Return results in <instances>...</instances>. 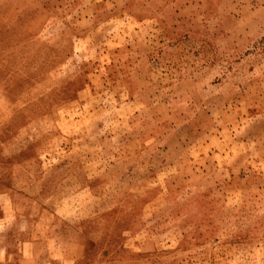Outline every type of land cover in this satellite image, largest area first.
Wrapping results in <instances>:
<instances>
[{
	"label": "rangeland",
	"instance_id": "rangeland-1",
	"mask_svg": "<svg viewBox=\"0 0 264 264\" xmlns=\"http://www.w3.org/2000/svg\"><path fill=\"white\" fill-rule=\"evenodd\" d=\"M6 187L43 263L261 264L264 0H0Z\"/></svg>",
	"mask_w": 264,
	"mask_h": 264
},
{
	"label": "crops",
	"instance_id": "crops-1",
	"mask_svg": "<svg viewBox=\"0 0 264 264\" xmlns=\"http://www.w3.org/2000/svg\"><path fill=\"white\" fill-rule=\"evenodd\" d=\"M16 194H18L17 191L9 187L0 192V264H55L56 262L49 260L43 263L41 237L39 232L37 231V234L35 231V220L27 217L26 224H23L24 216H20L15 210L17 202L14 195ZM48 245L46 243V246ZM210 252L214 254L211 249ZM252 252L257 254V258L261 257L264 260L263 247L256 246ZM187 253L190 254L187 256L189 259L180 264L217 263L205 247L194 245V248L188 249ZM248 255L253 257L250 253ZM220 260L223 261V258ZM235 264H242V262ZM261 264H264V261Z\"/></svg>",
	"mask_w": 264,
	"mask_h": 264
}]
</instances>
